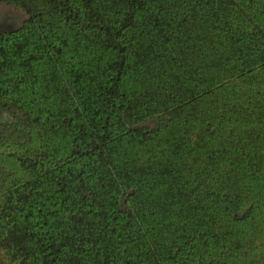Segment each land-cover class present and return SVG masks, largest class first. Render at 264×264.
Masks as SVG:
<instances>
[{
  "label": "trees",
  "instance_id": "1",
  "mask_svg": "<svg viewBox=\"0 0 264 264\" xmlns=\"http://www.w3.org/2000/svg\"><path fill=\"white\" fill-rule=\"evenodd\" d=\"M2 3L1 264H264V0Z\"/></svg>",
  "mask_w": 264,
  "mask_h": 264
},
{
  "label": "rangeland",
  "instance_id": "2",
  "mask_svg": "<svg viewBox=\"0 0 264 264\" xmlns=\"http://www.w3.org/2000/svg\"><path fill=\"white\" fill-rule=\"evenodd\" d=\"M26 18V13L22 8L13 7L9 4L0 5V29H12L20 26ZM0 118L8 119V111L0 108ZM154 122V120H152ZM1 264V261H0Z\"/></svg>",
  "mask_w": 264,
  "mask_h": 264
}]
</instances>
